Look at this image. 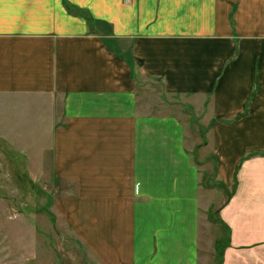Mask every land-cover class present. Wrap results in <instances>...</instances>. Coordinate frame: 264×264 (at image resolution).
<instances>
[{
  "label": "crops",
  "instance_id": "obj_1",
  "mask_svg": "<svg viewBox=\"0 0 264 264\" xmlns=\"http://www.w3.org/2000/svg\"><path fill=\"white\" fill-rule=\"evenodd\" d=\"M47 5L0 0V113L62 114V125L51 126L58 172L62 144L70 143L74 166L97 168L87 178L117 184L133 167L127 174L140 182L137 202L106 206L105 244L130 247L134 233L137 247L149 245L144 264L202 261L201 175L186 127L142 107L147 99L149 108L159 80L163 94L195 96L211 103L216 117L239 116L212 126L218 177L238 183L220 211L232 230L223 264H264V157L245 158L264 151V0L83 2L113 22L114 34L84 20L66 25ZM85 175L73 171L80 180ZM114 190L105 197L135 198Z\"/></svg>",
  "mask_w": 264,
  "mask_h": 264
},
{
  "label": "rangeland",
  "instance_id": "obj_2",
  "mask_svg": "<svg viewBox=\"0 0 264 264\" xmlns=\"http://www.w3.org/2000/svg\"><path fill=\"white\" fill-rule=\"evenodd\" d=\"M85 1L48 0L50 17L55 12L58 20H63L65 15L66 25L84 20L95 32L114 34L113 22L96 18L90 8L82 5ZM56 2L64 10L57 11ZM155 83L152 89L156 90L149 95V108L147 99H142V107L146 113L156 116L171 115L186 127V146L201 175V264H223L226 248L231 246L232 230L220 211L230 201L238 183L227 185L218 177L220 166L213 149L212 126L216 118L233 123L239 116L216 117V113H211V103L195 102V96H168L159 92L160 81L155 80ZM55 122L59 126L63 122L61 113H0V264H119V259L123 264H144L149 245L147 240L143 245L142 240L137 247L134 233V244L130 247L116 246L117 251L114 246L105 244L106 206H128L133 200L137 202L140 182L128 179L127 174L133 167L128 165L127 170L124 169L126 175L116 185L92 176L87 178L88 173L97 168L84 164L74 166L76 159L70 143L62 144L61 172H58L51 128ZM145 136L153 151L154 141ZM76 152L79 154L80 149ZM261 157H264L263 150L245 156L247 159ZM74 169L86 174L85 179L74 177ZM153 169L152 165L151 174ZM239 169L238 166L235 172ZM148 177L152 179L151 175ZM149 186L152 190V185ZM112 188L129 196L134 192L135 198H117L110 194L106 198ZM142 194L141 191L138 196ZM137 224L134 215L133 225Z\"/></svg>",
  "mask_w": 264,
  "mask_h": 264
}]
</instances>
